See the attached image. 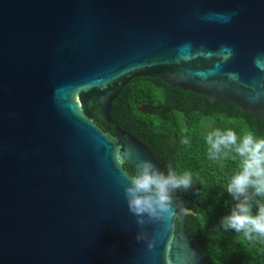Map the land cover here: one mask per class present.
<instances>
[{
    "label": "water",
    "instance_id": "95a60500",
    "mask_svg": "<svg viewBox=\"0 0 264 264\" xmlns=\"http://www.w3.org/2000/svg\"><path fill=\"white\" fill-rule=\"evenodd\" d=\"M138 77L264 115V0H0V264H207L181 200L136 239L124 165L162 168L89 105Z\"/></svg>",
    "mask_w": 264,
    "mask_h": 264
},
{
    "label": "trees",
    "instance_id": "16d2710c",
    "mask_svg": "<svg viewBox=\"0 0 264 264\" xmlns=\"http://www.w3.org/2000/svg\"><path fill=\"white\" fill-rule=\"evenodd\" d=\"M143 105L151 112L139 110ZM90 109L98 112L96 105ZM111 117L151 150L162 170L172 166L177 172H192L193 185L177 190L174 200L193 211L186 215L184 229L207 264H264V239L248 241L242 234L220 228V219L234 204L226 185L239 161L231 153L210 160L204 139L213 128H231L238 135L249 129L264 134V115L245 112L230 100L210 102L204 94L138 77L114 99ZM94 122L105 129L99 117ZM184 138L189 144L182 143Z\"/></svg>",
    "mask_w": 264,
    "mask_h": 264
},
{
    "label": "clouds",
    "instance_id": "9594fccd",
    "mask_svg": "<svg viewBox=\"0 0 264 264\" xmlns=\"http://www.w3.org/2000/svg\"><path fill=\"white\" fill-rule=\"evenodd\" d=\"M204 139L210 160H220L231 153L239 161L226 185L234 204L220 219V228L242 234L248 241L264 239V134L249 129L238 135L231 128H213ZM189 142L188 138L182 141L185 145ZM116 152L121 154L119 146ZM192 185L193 174L189 170L177 172L169 166L165 171L150 159H137L135 172L123 190L128 210L140 227L136 239H144L143 228L149 221L169 224L176 215L174 194Z\"/></svg>",
    "mask_w": 264,
    "mask_h": 264
},
{
    "label": "flooded vegetation",
    "instance_id": "af4514ba",
    "mask_svg": "<svg viewBox=\"0 0 264 264\" xmlns=\"http://www.w3.org/2000/svg\"><path fill=\"white\" fill-rule=\"evenodd\" d=\"M131 82V81H130ZM129 84V83H128ZM127 85V84H126ZM96 105L95 103H93V102H91L90 103V105H89V108H90V106L91 105ZM97 106V105H96ZM138 108H139V110H141L140 108H144L145 109V111H143V112H151V110H150V108L148 107V106H145V105H143V106H138ZM98 109V108H97ZM92 113H93V115L95 116V118H94V120L98 117L97 116V113H94L93 111H92ZM104 124H105V129H104V131L111 137V138H115V133H116V131L114 130V127L117 125L118 126V124H116L115 122H114V124H109V123H105L104 122ZM119 127V126H118ZM120 128V127H119ZM121 129V128H120ZM121 130H123V129H121ZM119 133V132H118ZM124 169L126 170V172L129 174V175H132V174H134V172H135V169H133L131 166H126V165H124Z\"/></svg>",
    "mask_w": 264,
    "mask_h": 264
}]
</instances>
